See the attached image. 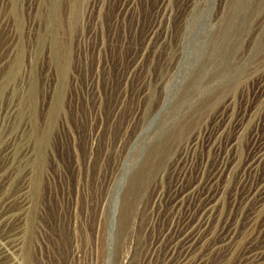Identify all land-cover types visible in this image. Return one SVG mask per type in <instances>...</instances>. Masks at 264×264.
<instances>
[{
  "label": "rangeland",
  "instance_id": "1",
  "mask_svg": "<svg viewBox=\"0 0 264 264\" xmlns=\"http://www.w3.org/2000/svg\"><path fill=\"white\" fill-rule=\"evenodd\" d=\"M257 1L0 0V264L244 262L264 237L242 197L264 176ZM212 178L219 202L184 240ZM222 226L237 241L217 253Z\"/></svg>",
  "mask_w": 264,
  "mask_h": 264
},
{
  "label": "bare ground",
  "instance_id": "2",
  "mask_svg": "<svg viewBox=\"0 0 264 264\" xmlns=\"http://www.w3.org/2000/svg\"><path fill=\"white\" fill-rule=\"evenodd\" d=\"M263 0H258L257 2H261ZM240 40V38H237ZM255 95H264V79H261L259 83H257L256 91L253 92L252 97L254 99ZM254 109L253 105L245 106L242 110H240V115L243 114H251L252 110ZM226 123V120L219 123V129L221 128L222 124ZM264 123V120H263ZM262 123V124H263ZM256 127H259L257 125ZM245 128V127H244ZM258 128H256L257 131ZM224 131L219 130V134H222ZM218 133V130L215 131ZM216 139V137H214ZM221 142V139H218V143H216L219 146V143ZM251 147L253 149V153L255 156L260 155L261 158H264V128L261 132H258L255 134V136L252 139ZM256 177L255 175H246L245 180L247 181L248 178L252 179ZM260 179L258 177V180L254 181V179L251 180V182L248 183L246 190L242 192L243 202L247 203L249 208L251 210H257L260 208H264V176ZM181 181V180H180ZM176 182L173 190L168 195L167 199L173 203V205L180 206L181 201H178V199L181 197V195L184 193V180L181 182ZM213 178L210 179L207 184H205L204 188L200 189L197 193L196 198L203 197V200L201 203H199V207L197 208L194 205H191L189 209H186L187 216L184 215L183 222L186 220V225L182 228L184 229L182 234L187 233L183 237L184 240H187L188 237L191 235H196L200 232L201 234L205 229L202 227L207 222L208 217L207 213L211 212L213 208L216 207L217 203L220 199V189L216 185V181L213 183ZM194 206V207H193ZM253 208V209H252ZM249 220V219H248ZM250 224L252 220L248 221ZM201 228V229H200ZM231 227H225L222 226L220 229V233H216L215 231L213 234H209V238L213 240V246L217 253L223 252L226 249L231 248L234 246L235 242L237 241V235L235 234L234 229H230ZM196 232V233H195ZM229 232V233H228ZM180 231L177 232V236H179ZM228 233V235H227ZM230 236H232L230 238ZM230 239V240H229ZM229 240V241H228ZM260 242L255 243L251 245L250 248L247 250L244 249V252L241 253V257L244 259V262L241 264H264V237H262ZM223 250V251H221Z\"/></svg>",
  "mask_w": 264,
  "mask_h": 264
}]
</instances>
